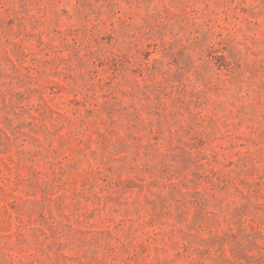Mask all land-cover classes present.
I'll list each match as a JSON object with an SVG mask.
<instances>
[{
  "label": "rangeland",
  "instance_id": "374dc122",
  "mask_svg": "<svg viewBox=\"0 0 264 264\" xmlns=\"http://www.w3.org/2000/svg\"><path fill=\"white\" fill-rule=\"evenodd\" d=\"M0 264H264V0H0Z\"/></svg>",
  "mask_w": 264,
  "mask_h": 264
}]
</instances>
